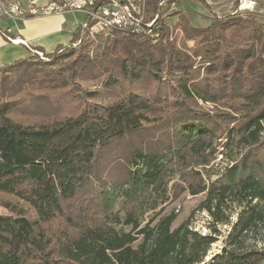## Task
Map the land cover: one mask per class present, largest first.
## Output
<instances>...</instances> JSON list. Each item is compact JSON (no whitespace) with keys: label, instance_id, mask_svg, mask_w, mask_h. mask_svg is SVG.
<instances>
[{"label":"trees","instance_id":"obj_1","mask_svg":"<svg viewBox=\"0 0 264 264\" xmlns=\"http://www.w3.org/2000/svg\"><path fill=\"white\" fill-rule=\"evenodd\" d=\"M158 2L144 0L146 20L158 14L157 22L164 24L166 12ZM235 7L204 26L179 10L174 27L183 34L182 48L161 26L155 42L121 31L106 38L93 58L80 53L70 63L57 61L72 48L79 26L67 44L43 51L47 61L31 54L0 65V193L22 199L33 211L4 203L9 213H0V264H261L263 250L236 244L262 218L252 200L264 202V148L258 146L264 137V18L238 15ZM186 40L194 45L188 47ZM75 66L90 69L92 78L105 74L107 89L143 80L158 88L150 94L127 89L109 103L86 100L97 92L79 93L86 101L78 112L46 122L13 117L18 100L3 99L12 93L7 85L25 89L46 79L56 88L67 83L53 81L60 73L73 75ZM153 69L183 74L171 84ZM196 98L230 111L208 112ZM223 134L228 144L245 148L206 185L203 171ZM128 139L138 144L124 146ZM175 174L172 186L178 192L205 193L199 208L215 222L227 220L219 213L227 199L246 201L228 246L208 260L215 236L192 229L189 219L173 227V210L157 211L141 225L137 208L143 213L163 203ZM120 197L123 216L112 211ZM118 223L130 230L117 229Z\"/></svg>","mask_w":264,"mask_h":264},{"label":"rangeland","instance_id":"obj_2","mask_svg":"<svg viewBox=\"0 0 264 264\" xmlns=\"http://www.w3.org/2000/svg\"><path fill=\"white\" fill-rule=\"evenodd\" d=\"M118 1L122 2V0ZM123 1L125 2L126 0ZM204 2L205 3L201 0H177L175 8L172 10L163 9L164 5H161L160 8L162 11L166 12L164 16H162L164 24L157 22L156 19L153 31H155L157 35L147 36L152 39V42H155L159 35V28L164 26L168 30L169 41L175 40L177 45L182 48L181 37L183 34L178 27H174V25L179 22V10L184 11L190 21L194 25L199 26L207 25L213 21L215 17L223 16L232 11L235 4H237L235 11L238 15L254 14V16L258 19L264 18V0H204ZM207 4L209 5L208 7ZM67 12H70L65 15L68 24L83 18L82 11ZM112 33H114L113 36L123 34V32L115 29H102L99 26H96L94 29L90 30L88 27L80 25V34L71 44L72 48L64 53L65 55L70 56V58L67 59L66 56L62 54L58 60H56H62V62L66 61L70 63L73 59L78 60L77 55L80 53H83L82 56L93 58L96 54H99L106 38L113 37ZM175 34L177 37L174 36ZM186 45L191 47L194 45V41L186 40ZM33 54H35L33 56L35 59L42 61H47L49 59L40 50H34ZM194 61L195 65H200V56L195 57ZM75 68L76 66L73 68V71L71 70L74 73L71 76L67 73H60V79L58 81H53L54 84H60L62 81H65L67 84L57 85L59 87L56 88H53L54 86L51 85L50 80L46 79L40 83L37 82L38 80H33L35 84L29 83L26 85L25 89L21 88L20 84H17L12 88L10 85H7L12 93L3 99L6 100L12 98V100H18L17 108L14 111L13 117L22 123H38V121L46 122L47 120H52L64 114L69 115L78 112L81 109L83 102L86 100H88V102L109 103L115 98V94H119L127 89H133L136 90V92L144 91V94H150L151 92L154 93L158 88L157 83L147 86V80H143L142 82L138 81L129 83V85L126 82H122L118 86H115L114 89H107L103 84L106 76L105 74L97 78H92L90 69L83 70L79 67ZM96 68H94V71L98 72ZM153 71L155 73H159L162 80H168V78H171L173 82L171 84H175L179 73L183 74L182 72H172L168 74L166 73V69L158 71L153 69ZM28 77L32 80L33 76L28 74ZM39 78L41 79V76ZM28 92H33L31 93L33 96L28 94ZM84 92H97V94L92 99L87 98L82 101L80 94ZM195 101L202 109L208 112H213L215 110L230 111L217 102L203 100L201 98H196ZM262 139L263 141L261 145L258 146L264 148V137H262L261 140ZM217 141H219L217 142V150L214 152L211 162L206 165L207 171H203V179L206 185L220 176V173L223 172L225 167L232 165L234 161H232V159L238 157L245 148L242 144L238 143L228 144L226 134L221 135ZM129 144L137 145L138 142L128 139L124 141L123 145L128 146ZM146 146L148 147L149 145L146 143ZM261 152L262 151L259 150L257 153ZM196 168L201 170V166ZM174 180H178L177 174L173 176V179H171L167 185V199L163 203H160L154 210H147L140 213L142 208H137V214L141 220V225H143L157 211H159L161 215L173 210L176 213V218L172 223L173 227L177 226L182 221L189 219V225L192 229L197 230L201 234L212 233L215 236V240L211 244L205 256V260H208L212 255L220 252L224 246H228V235L231 232L232 226L236 222L241 210L246 207V201L243 200L240 202L236 197L227 199L219 212L224 218H227V220L225 222H215L212 220V216L205 208H199L200 203L205 198V193L201 192L191 194L185 189L178 192V187L173 188L172 186ZM180 182L183 186H186V184L181 180ZM121 199L122 198L120 197L116 200L112 211L120 210L122 204L124 203ZM4 203L20 206L29 214L33 212L32 208L22 199L0 193V213H9V209L4 206ZM255 203L257 204V208L262 212V218L257 220L255 225H253L248 231L244 232L239 244H236V246L243 249L253 248L264 251V202L258 201L257 199L252 200V204ZM106 212L107 211H104L101 215L103 216ZM123 214L124 211L120 210L119 215L123 216ZM154 223L155 220L151 223V225ZM54 227H58V223H55ZM115 227L123 231L130 230L129 225L121 223L115 224ZM261 264H264V260Z\"/></svg>","mask_w":264,"mask_h":264},{"label":"built area","instance_id":"obj_3","mask_svg":"<svg viewBox=\"0 0 264 264\" xmlns=\"http://www.w3.org/2000/svg\"><path fill=\"white\" fill-rule=\"evenodd\" d=\"M176 2L177 0H159L158 4L164 5L163 9L172 10ZM67 11H82L81 26L90 30L99 26L102 29L157 35L153 31L157 14L146 20L144 0L134 5H123L114 0H0V13L12 20L63 14ZM9 32L10 28L4 31L5 34Z\"/></svg>","mask_w":264,"mask_h":264},{"label":"crops","instance_id":"obj_4","mask_svg":"<svg viewBox=\"0 0 264 264\" xmlns=\"http://www.w3.org/2000/svg\"><path fill=\"white\" fill-rule=\"evenodd\" d=\"M63 14L12 20L0 13V65L33 54L34 49L52 52L58 45L67 44L81 25V20L69 23ZM10 28V32L4 31Z\"/></svg>","mask_w":264,"mask_h":264},{"label":"bare ground","instance_id":"obj_5","mask_svg":"<svg viewBox=\"0 0 264 264\" xmlns=\"http://www.w3.org/2000/svg\"><path fill=\"white\" fill-rule=\"evenodd\" d=\"M114 1L122 3L123 5H134V3H141V0H126L125 2H121L118 0H114Z\"/></svg>","mask_w":264,"mask_h":264}]
</instances>
